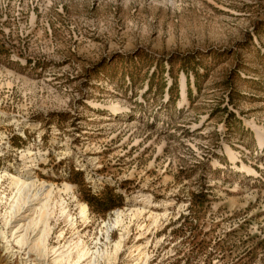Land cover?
I'll return each mask as SVG.
<instances>
[{
	"label": "rangeland",
	"instance_id": "374dc122",
	"mask_svg": "<svg viewBox=\"0 0 264 264\" xmlns=\"http://www.w3.org/2000/svg\"><path fill=\"white\" fill-rule=\"evenodd\" d=\"M96 256L264 264V0H0V264Z\"/></svg>",
	"mask_w": 264,
	"mask_h": 264
},
{
	"label": "bare ground",
	"instance_id": "6f19581e",
	"mask_svg": "<svg viewBox=\"0 0 264 264\" xmlns=\"http://www.w3.org/2000/svg\"><path fill=\"white\" fill-rule=\"evenodd\" d=\"M17 179V178H16ZM18 181H20V179H17ZM21 182H22V184H23V182L24 181H22L21 180ZM25 183V185H29V187H30V185H31V188H32V186H33V188H34V186H35V188H37L38 187V185L35 183V181L34 182H31L30 184L29 183H27V182H24ZM38 183V182H37ZM44 184V183H43ZM44 186L45 185H43L42 187L44 188ZM22 187V186H21ZM26 187H28V186H26ZM24 188V187H23ZM22 188V189H23ZM30 188V189H31ZM41 188V187H40ZM46 188H48V187H46ZM39 189V188H38ZM49 190V189H48ZM43 191V190H42ZM45 194V193H44ZM43 194V195H44ZM36 195H37V193H36ZM48 196H49V193H48ZM21 209V208H20ZM139 210V209H138ZM83 213L84 214H87L88 213V206H86V205H84L83 206ZM117 217H116V221H115V226H121L122 227V230L124 231V233L123 234H128L129 233V231H128V228H125V227H123V224H122V212H117ZM17 216V215H16ZM22 219V218H21ZM35 225V224H34ZM31 227V226H30ZM28 229V228H27ZM28 232V231H27ZM123 237V236H122ZM39 244V243H38ZM122 244H123V240H120V241H117L116 242V244H115V252L114 253H111L110 254V257L111 258H115V256L118 254V252H119V250L121 249V247H122ZM35 246H36V244H35ZM39 246V245H38ZM35 249V248H34ZM39 249V248H38ZM41 249V248H40ZM40 252H42V254H43V251L42 250H39ZM80 255V254H79ZM108 255V254H107ZM106 255V256H107ZM69 256L71 257V254H69ZM103 257L104 258H106L105 257V255H103ZM81 258L82 257H79V259L81 260ZM80 260H78V261H80ZM96 260V261H95ZM77 261V262H78ZM93 261H94V264L97 262V256L96 257H94V259H93ZM55 262H63V261H61L60 259H55ZM122 263V262H121ZM61 264H65V263H61ZM68 264H76V262L75 263H72V261H69L68 262ZM97 264H99V263H97Z\"/></svg>",
	"mask_w": 264,
	"mask_h": 264
}]
</instances>
